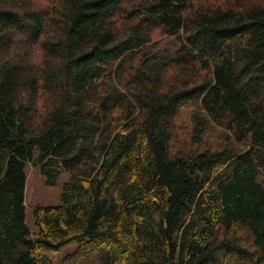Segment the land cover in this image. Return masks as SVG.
<instances>
[{
	"label": "trees",
	"instance_id": "trees-1",
	"mask_svg": "<svg viewBox=\"0 0 264 264\" xmlns=\"http://www.w3.org/2000/svg\"><path fill=\"white\" fill-rule=\"evenodd\" d=\"M0 264H264V0H0Z\"/></svg>",
	"mask_w": 264,
	"mask_h": 264
},
{
	"label": "rangeland",
	"instance_id": "rangeland-1",
	"mask_svg": "<svg viewBox=\"0 0 264 264\" xmlns=\"http://www.w3.org/2000/svg\"><path fill=\"white\" fill-rule=\"evenodd\" d=\"M175 43L174 39L170 37H163L162 44L160 47L166 49L164 55L167 57L174 55L175 53ZM164 51V50H163ZM167 57H159L158 60L163 61ZM187 108V107H186ZM188 112V111H187ZM187 112L183 113L178 117L176 123V131L177 136L184 134H189L190 125V117L188 118ZM180 133V135H179ZM181 138V137H180ZM213 142L215 141V137L212 138ZM196 145H191L190 148L196 149ZM25 171L27 174L26 181V189H25V221L29 226L32 235H37V226L35 225L33 209L38 205H55L61 202V193L63 190V185L66 181L69 180L68 174H63L58 181V184L55 186H49L45 184L44 176L41 174L38 167L33 166V164L28 163L25 166ZM78 247V243L76 241H71L70 243L64 245L59 249L58 252H54L48 254L50 259L55 263H61L62 259L67 255L73 253Z\"/></svg>",
	"mask_w": 264,
	"mask_h": 264
}]
</instances>
